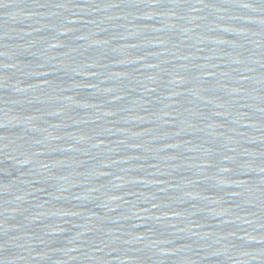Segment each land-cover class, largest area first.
Instances as JSON below:
<instances>
[{"label":"water","instance_id":"1","mask_svg":"<svg viewBox=\"0 0 264 264\" xmlns=\"http://www.w3.org/2000/svg\"><path fill=\"white\" fill-rule=\"evenodd\" d=\"M0 264H264V0H0Z\"/></svg>","mask_w":264,"mask_h":264}]
</instances>
